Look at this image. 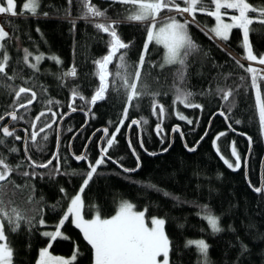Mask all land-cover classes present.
Instances as JSON below:
<instances>
[{
	"label": "trees",
	"instance_id": "obj_1",
	"mask_svg": "<svg viewBox=\"0 0 264 264\" xmlns=\"http://www.w3.org/2000/svg\"><path fill=\"white\" fill-rule=\"evenodd\" d=\"M24 2L16 0V16L4 15L1 19L11 38L5 42L10 57L6 74H0V111H18V115L23 117L18 120L19 123L28 130V155L38 163H46L56 151L57 126L61 117L72 110L70 104L76 110L62 123L57 154L59 160L55 159L48 168L34 169L38 175H22L24 171H33L24 150L25 132H19L23 137L21 141L6 139L5 144L0 145V155L6 156L10 165H22L11 175V180L21 187L17 189L8 184L5 200L11 201V206L18 208L26 217L35 216L38 220L42 215L46 221L43 226L35 224L31 231L27 224L21 223L17 233L9 234L8 239L14 249L13 264H37L40 249L49 243L50 251L57 255L69 257L78 249L79 254L73 264H93L91 246L84 239L82 231L72 223L71 216L61 227L62 236L56 240L51 241L42 233L55 231L53 226L67 211L70 197L79 191L89 171V164H94L100 156L99 139L102 132L92 139L86 151L87 159L83 162L78 163L70 150L72 137L87 120L85 112H89L90 120L72 142L75 154L84 150L91 134L103 125L110 129L102 143V147H107V139L111 138V133L123 119L126 96L119 78H116V83L110 84L109 91L105 93V99L95 105L85 103L99 85L94 61L107 54L110 37L94 26L95 23L104 22L101 18H83L85 5L82 0H72L71 4L68 0H41L35 16L28 12L20 14ZM248 2L257 8L264 7V0ZM91 3L100 10L107 9V17L111 20L121 21L117 31L126 43L132 42L127 50V61L133 65L129 71H134L146 40L144 24L124 20L128 9L126 5L112 0H91ZM184 6L181 3V7ZM167 15L185 19L175 11L169 13L165 10L161 13V16ZM249 15L255 18L254 21L259 20L256 14ZM72 21H75V26ZM214 23V17L197 11L195 23L189 25V32L200 50L188 57L183 82L176 75L180 70L179 65L166 66L163 70L158 66L164 57L163 46H149L138 84L146 83L152 92L161 93L156 99L166 108L163 132L159 136L156 133L159 117L152 114L150 97H142L129 106L127 119L116 141L108 149L111 159L106 158L105 163L98 167L82 193L86 205L84 215L90 218L99 210L102 217L109 218L122 201H129L136 205L137 210H147V220L153 216L166 220L165 232L174 249L170 252V261L175 264H202L196 247H185L188 240L196 239H204L208 243L210 264H264V191H254L264 183V130L259 124L251 75L245 71L250 64L242 46V30L233 29L229 40L224 41L210 32ZM249 29L254 54L258 57L264 55V24L254 22ZM24 49L32 53L27 64L23 60ZM40 54L44 59L37 65L38 70L31 68L29 65L36 63L34 58ZM53 56L61 63L51 59ZM237 61L244 68L239 67ZM153 64L156 66L153 67ZM71 67L76 68V77L61 79L62 74ZM116 70L109 65L110 72L115 73ZM240 77L245 79L241 80ZM109 79L111 81L112 77ZM260 83L264 94V81ZM75 86H79L85 100L73 98L71 90ZM20 87L31 89L36 93V99L26 108L18 109V103L25 104L31 98V92L21 94L19 102L14 103V92ZM177 87L192 92L191 102L201 107L190 108L180 103L174 105ZM218 89H231L233 96L224 101ZM49 101L52 103L49 104ZM219 110L225 116L216 114ZM41 112L46 115L37 121L35 118ZM53 112L56 113L55 117L52 116ZM176 112L193 123L178 119ZM133 118L141 121V136L138 128L133 127L128 139V125ZM53 120L55 123L52 127L45 128L37 136V142L43 145V151H38L30 140V134L32 131L39 132L41 127ZM144 120H147L146 124ZM33 122L36 123L35 129L31 126ZM176 124L181 126L183 136L175 133L173 144L165 150L172 143L171 131ZM209 124L211 127L201 140ZM221 132L226 135L217 139ZM246 135L252 141L247 166L244 161L250 143ZM44 136L48 137L46 141L42 139ZM129 140L136 155L129 148ZM233 142L241 157V167L237 170L228 168L221 158L223 155L217 150L219 147L222 152L228 153ZM196 144V150L189 151ZM12 147L19 151H7ZM137 156L140 168L136 172H124L123 168H137ZM148 185H155V188ZM61 188L65 189L67 195L60 191ZM165 192L170 195H164ZM53 205L57 206L55 210ZM202 205H207L220 218L223 231L211 232L206 220L202 219Z\"/></svg>",
	"mask_w": 264,
	"mask_h": 264
},
{
	"label": "snow or ice",
	"instance_id": "obj_2",
	"mask_svg": "<svg viewBox=\"0 0 264 264\" xmlns=\"http://www.w3.org/2000/svg\"><path fill=\"white\" fill-rule=\"evenodd\" d=\"M85 5L84 17L88 18H101L104 22L95 23V27L108 34L110 39L108 40V52L102 58L94 61L97 66L96 75L99 78V85L91 96L90 100H85V97L80 93L79 86H75L72 91L73 98H79L85 100L86 104L95 105L97 101L105 99V93L109 91L110 84L116 83V78L120 80V87L124 90L126 96V106L123 109V119L118 122V126L115 131L111 133V138L107 139V147H102L100 150V156L95 160L94 164H89V171L85 174L83 183L79 188V191L72 197H70V204L67 207V211L63 217L53 227L55 231L42 233L43 236L49 237L50 240H56L62 236L61 227L69 220L71 216L72 223L79 228L84 239L91 246L93 251V264H175L174 261H170V252H172L173 244L165 232L166 220L153 216L150 220H146V209L135 210L136 205L128 201H122L119 204L118 210L110 218H103L99 210L96 211L95 215L91 219H85L84 209L86 207L85 202L82 198V193L85 188L89 185V182L93 179L94 174L97 173L99 166L103 165L107 159H111L108 156V149L112 147L116 141V136L120 132V128L124 125L125 119H127L129 106L133 105L134 101L140 100L142 97L151 98V111L154 116L158 115L159 122L156 124V133L161 135L163 132L162 124L163 117L166 113L164 105L160 104L156 97L160 96L159 92H152L149 86L145 83L139 85L138 82L141 79V69L146 63V56L149 52V46L155 44L157 46H163L164 57L162 63H159V67L163 70L166 66L179 65L180 70L177 72V77L181 82L185 79V73L188 64V57L199 51V45H197L190 32L189 25L195 23V14L197 11L204 13L208 16L215 18V25L210 29V32L224 41L229 40V35L233 29L242 30V46L245 49V58L249 61H258L259 64L264 65V55L257 56L254 54L252 46L249 41V25L254 22L264 24V7H254L248 2V0H112L114 3H119L128 6L127 15L124 17L126 22H141L145 26L146 40L143 45V50L139 56V61L134 67V71H129L133 68V65L127 61V50L132 46V42H125L122 40L117 29L120 27L121 21L111 20L107 17V9L100 10L91 3V0H82ZM41 0H25L22 4L21 15L24 12L35 16L38 14ZM71 4L72 0H68ZM181 3L185 6L181 7ZM16 0H0V15L7 14L10 16L17 15ZM169 13L175 11L178 15L183 16L184 13H188L192 16V20L184 19L181 22L176 16H161L164 11ZM229 10H232L237 14H229ZM249 13L256 14L259 17L258 21H254L250 18ZM47 15V13H44ZM225 17L230 22H226ZM75 26V21H72ZM39 31V29H37ZM10 33L5 30L3 25H0V74H6V68L10 57L7 52L6 41L10 39ZM123 50V51H122ZM32 55L28 49H24L23 60L27 64L29 63V57ZM36 63H32L29 66L33 69H37L39 62L44 59L43 54L35 56ZM57 63H61L55 56L51 57ZM114 60L117 61L114 63ZM239 67L244 68V65L236 62ZM109 65H113L117 70L115 73L109 71ZM153 67L156 65L153 64ZM246 72L252 73L251 76V87L255 90V106L258 112L259 124L261 129L264 130V94H262V84L260 81H264V76L257 74V69L249 65ZM77 71L75 67H71L67 72H64L61 79L67 77H76ZM110 77L112 80L110 81ZM244 80V77H240ZM221 93V97L224 101H228L230 96H233V90L218 89ZM31 92V98L27 100V104L18 103L21 94H27ZM175 97L173 104H183L185 107L200 108L201 105L194 104L190 98L193 93L185 91L179 87L175 89ZM16 100L14 103H18L19 108H26L31 105L36 99V93L32 92L31 89L20 87L14 92ZM49 104L52 101L48 102ZM138 106V105H136ZM73 111L75 107L72 104L69 105ZM51 111V109H49ZM91 111V108H89ZM180 120L187 121L188 124H192L193 121L188 119L183 114L175 113ZM224 115L223 112L220 113ZM46 113L41 112L36 116V120H40ZM5 116L11 118L12 121L23 119L22 116H18L15 110L6 112L0 115V121L5 119ZM55 117L56 113H52ZM62 118V117H61ZM227 119V117H226ZM145 124L147 120L143 121ZM55 123V120H53ZM140 120L133 119L131 124L128 125L130 128L133 125H139ZM239 123V121H236ZM32 128H36V123H32ZM51 123H46L44 127L39 129V132L32 131L30 134V140L38 151H43V145L37 142V136L39 133L45 131V128H51ZM229 127H231L229 125ZM26 133L27 129L24 130ZM71 131V129H69ZM97 131H103L105 136L108 135V128L98 129ZM173 132H180L179 126H174ZM0 145H4L6 138L12 137L14 140H22V137L15 134V128H10L6 125H0ZM183 136V132H180ZM207 135V133H205ZM226 133H219L217 139L221 136H225ZM47 136L42 139L47 140ZM203 139V137L201 138ZM129 148L135 155V149L132 148L131 140L128 141ZM215 143V141H214ZM249 143L251 144V137H249ZM25 152L26 158L30 161L29 167L33 169L31 173L24 171L23 176H35L38 175L34 171L36 168H48L52 164V160H48L46 163H38L33 160L31 155H27V141H25ZM59 147V142L57 143ZM141 148H143V141L140 142ZM166 150V149H165ZM219 151V149H217ZM10 153H16L19 151L18 148L12 147L7 149ZM189 151H195V149H189ZM155 155V153H150ZM232 156L235 159V164L230 162L228 159H224V163L228 168L237 170L241 167V157L236 151L234 142L231 151ZM77 160H86L87 155L82 154L75 157ZM53 159L59 160L57 154H53ZM137 161L139 157L137 156ZM114 163H119L114 161ZM247 164V160L244 161ZM21 164H17L15 167L7 162V157L0 155V264H13L14 249L11 246V242L8 239L9 234L17 233L20 230L21 223L28 225V230L31 231L35 227V224L45 225L46 221L42 215L37 220L35 216L26 217L18 208L11 206V201H6V187L8 184H12L15 188L19 189L21 185L15 184L11 180V175L18 171ZM121 167H123L121 165ZM139 168V162L137 163ZM124 172L136 171V169L123 168ZM75 174V173H73ZM148 187L155 188V185H148ZM61 192H65V189L61 188ZM256 192L264 191V183L261 187L254 188ZM65 195L67 193L65 192ZM164 195H170L164 193ZM31 199V198H30ZM179 199V198H176ZM57 206L53 205V210ZM201 212L203 213L202 219L206 220L212 233H219L223 231L220 227V218L212 213L211 209L207 205L201 206ZM200 215V213H198ZM35 221V223H34ZM195 246L197 251L202 257V264H210L208 260L209 245L204 239L188 240L185 247ZM47 247L40 249L39 258L37 264H73L77 259L78 249L74 250L72 256L68 259L63 257H53L49 248ZM246 249V246H243Z\"/></svg>",
	"mask_w": 264,
	"mask_h": 264
},
{
	"label": "bare ground",
	"instance_id": "obj_3",
	"mask_svg": "<svg viewBox=\"0 0 264 264\" xmlns=\"http://www.w3.org/2000/svg\"><path fill=\"white\" fill-rule=\"evenodd\" d=\"M184 14H186V15H188V16H190V14H188V13H184ZM249 61V60H248ZM249 63H250V61H249ZM98 102V101H97ZM25 104H27V103H25ZM18 109H21V108H19L18 107ZM16 112H17V110H15ZM11 112V111H10ZM73 112V110H70L68 113H66L62 118H61V120L59 121V123H58V126H57V135H58V137H57V143L59 142V147H60V136H61V126H62V123H63V121L67 118V116L70 114V113H72ZM221 112H223L222 110H219L216 114H218V115H220V116H225V114L224 115H221L220 113ZM18 113V112H17ZM86 113V115H87V120H86V122L84 123V125L83 126H81V128L74 134V136L72 137V139H71V141H70V150H71V152H72V155H73V157H74V159L78 162V163H81V162H83L84 160H77L75 157L76 156H79V155H81L83 152H84V150H85V153L84 154H86V151H87V148H88V146H89V144L91 143V141H92V139L95 137V135L98 133V132H102V135H101V137H100V139H99V150H101V148H102V143H103V140L109 135V133H110V129H109V127L108 126H106V125H103V126H100L99 128H97L92 134H91V136H90V138H89V140H88V142H87V144H86V146H85V148H84V150L80 153V154H75V153H73V151H72V142H73V140H74V138L87 126V124L89 123V120H90V115H89V112L87 111V112H85ZM224 113V112H223ZM216 114H214V116L212 117V119H211V121H210V124H211V122H212V120H213V118L215 117V115ZM66 116V117H65ZM8 116H5V118H7ZM65 117V118H64ZM9 118V122H8V124H6V126H8L9 125V123H12L13 121L11 120V118L10 117H8ZM133 119H136V120H138L137 118H133ZM132 119V120H133ZM131 120V121H132ZM131 121H130V123L129 124H131ZM0 123H1V121H0ZM51 124H53V122H51ZM209 124V127H208V129H207V132L206 133H208V131H209V129H210V127H211V125ZM179 126V128H180V132H182V129H181V126L179 125V124H176V125H174V126ZM173 126V127H174ZM133 127H137L138 128V130H139V133H140V136H141V123L139 124V125H133V126H131L130 128L128 127V139H129V133H130V130L133 128ZM103 128H108V130H109V133H108V135L107 136H105V133L103 132V131H97L98 129H103ZM231 128V127H230ZM16 129V128H15ZM173 129V128H172ZM11 130V129H10ZM180 132H173V131H171V144H170V146L166 149V150H168L170 147H171V145L173 144V137H174V134L175 133H179L180 134ZM181 135V134H180ZM206 135L204 134V136H203V138L205 137ZM248 138H249V136L248 135H246ZM26 138H27V135H26ZM202 140V139H201ZM200 140V141H201ZM25 141H26V139L24 140V150H25V147H26V145H25ZM200 141L198 142V144L200 143ZM198 144H196L193 148L196 150V148H197V146H198ZM59 147L57 146L56 147V151H55V153L54 154H58V151H59ZM132 148H133V146H132ZM193 148H191V149H193ZM251 149H252V141H251V144H250V148H249V151H248V153H247V156H246V160H247V164H246V166L248 165V160H249V156H250V152H251ZM132 151V150H131ZM26 153V152H25ZM27 155H28V153H27ZM136 155V154H135ZM51 160H52V163L55 161V159H53V156H52V158H51ZM139 162V168H140V165H141V163H140V160L138 161ZM263 166H264V156H263V161H262V168H263ZM139 168H136V171L139 169ZM136 171H133V172H136ZM263 183V182H262ZM262 183H261V185H262ZM261 185L259 186V187H261ZM258 193H260V192H258Z\"/></svg>",
	"mask_w": 264,
	"mask_h": 264
},
{
	"label": "rangeland",
	"instance_id": "obj_4",
	"mask_svg": "<svg viewBox=\"0 0 264 264\" xmlns=\"http://www.w3.org/2000/svg\"><path fill=\"white\" fill-rule=\"evenodd\" d=\"M176 13V12H175ZM229 14H237V13H234L232 10H229ZM4 15H7V14H3V15H0V25H3L2 24V22H1V19H2V17L4 16ZM168 16V15H167ZM183 16H184V18L185 19H190V18H192V16L190 15V16H188V15H186V14H183ZM250 16V15H249ZM250 18L251 19H255L254 17H252V16H250ZM177 19H180L181 20V22H183V19H181V18H179V17H177ZM225 20H226V22H230V21H228L227 20V17H225ZM215 25V23L213 24V26ZM4 26V25H3ZM212 26V27H213ZM4 28H5V30H6V27L4 26ZM165 52V51H164ZM250 65H251V67H253V68H255V69H257V74L259 75V76H264V65H261V64H259V62L258 61H250V63H249ZM250 75L252 76L253 74L252 73H250ZM217 145V144H216ZM232 147H233V144H232V146H231V149H230V152H228V153H224V152H222L221 150H220V148L219 147H217V149H219V152L223 155V157H224V159H228L230 162H232L233 164H235V159H234V157L232 156V154H231V151H232ZM235 148H236V146H235ZM236 151L238 152V150H237V148H236ZM238 154H239V152H238ZM82 195V194H81ZM129 202V201H128ZM119 207V206H118ZM117 210H118V208H117ZM116 210V211H117ZM135 210H137V209H135ZM139 211V210H138ZM95 215V214H94ZM93 215V216H94ZM85 216V215H84ZM92 218V216L89 218V217H86L85 216V219H91ZM104 218V217H103ZM110 218V217H109ZM160 218V217H159ZM147 220V219H146ZM48 232H52V231H48ZM52 241V240H51ZM49 252H50V254L53 256V257H63V258H66V259H68V258H70L71 256H69V257H67V256H63V255H57V254H53L51 251H50V249H49Z\"/></svg>",
	"mask_w": 264,
	"mask_h": 264
},
{
	"label": "flooded vegetation",
	"instance_id": "obj_5",
	"mask_svg": "<svg viewBox=\"0 0 264 264\" xmlns=\"http://www.w3.org/2000/svg\"><path fill=\"white\" fill-rule=\"evenodd\" d=\"M13 110H15V109H13ZM13 110H11V111H13ZM6 112H8V111H0V115H2V114H4V113H6ZM18 112V111H17ZM19 113H17V115H18ZM19 116V115H18ZM8 122H9V118L7 117V118H5L3 121H1V123H0V125H6V124H8ZM8 127L10 128V129H12V128H16L15 129V134L16 135H19V136H21L22 137V135H21V133H19V132H25L24 130L26 129V128H24V126L22 125V124H20L19 123V121L17 120V121H13L12 123H9V125H8ZM26 135H27V138H26ZM25 138H24V140L26 139H28V132L26 133L25 132V136H24ZM0 138H2V134H0ZM8 141H13V138L12 137H9V138H6ZM22 139H23V137H22ZM19 141H21V140H19Z\"/></svg>",
	"mask_w": 264,
	"mask_h": 264
},
{
	"label": "water",
	"instance_id": "obj_6",
	"mask_svg": "<svg viewBox=\"0 0 264 264\" xmlns=\"http://www.w3.org/2000/svg\"><path fill=\"white\" fill-rule=\"evenodd\" d=\"M65 117H66V116H65ZM65 117H64V118H65ZM84 153H85V150H84V152H83L82 154H84ZM82 154H81V155H82Z\"/></svg>",
	"mask_w": 264,
	"mask_h": 264
}]
</instances>
